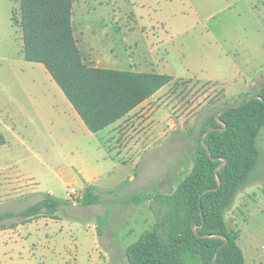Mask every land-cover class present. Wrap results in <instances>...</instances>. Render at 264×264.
I'll list each match as a JSON object with an SVG mask.
<instances>
[{
  "label": "rangeland",
  "instance_id": "rangeland-1",
  "mask_svg": "<svg viewBox=\"0 0 264 264\" xmlns=\"http://www.w3.org/2000/svg\"><path fill=\"white\" fill-rule=\"evenodd\" d=\"M18 6L0 0V213L24 209L46 192L67 199L66 184L82 189L84 175L103 178L95 185L99 204L71 201L56 220L41 217L20 229L9 225L16 219L0 221V264H126L124 250L160 212L154 201L126 199L141 190L172 191L191 167L209 110L264 85V0H73L83 63L173 76L98 133L42 64L23 58L12 20ZM256 146L257 167L224 213L226 225L240 230L245 264H255L251 255L264 264V126ZM97 215L108 220L99 225ZM183 260L201 264L191 252Z\"/></svg>",
  "mask_w": 264,
  "mask_h": 264
},
{
  "label": "trees",
  "instance_id": "trees-1",
  "mask_svg": "<svg viewBox=\"0 0 264 264\" xmlns=\"http://www.w3.org/2000/svg\"><path fill=\"white\" fill-rule=\"evenodd\" d=\"M17 1L19 19L13 16L12 20L21 32L23 58L44 66L90 132L124 118L172 81L169 74L83 63L72 29L73 0ZM251 96L255 97L248 100ZM231 104L215 106L202 119L191 167L172 191L141 190L126 199L133 205L151 200L160 208L152 228L124 250L126 264H185L183 256L188 252L198 255L201 264H212L216 252L214 264H244L240 230L226 225L224 213L259 162L256 138L264 126V85L241 94L237 106L220 112ZM217 114L222 122L217 121ZM210 128L214 130L207 132ZM203 134L209 154L202 144ZM261 190L264 195V183ZM100 193L97 186L87 184L74 201L83 207L96 205L101 202ZM68 204L72 202L46 192L24 209L1 212L0 221L16 219L9 224L14 226L38 216L56 218L60 207ZM96 218L101 225L108 215Z\"/></svg>",
  "mask_w": 264,
  "mask_h": 264
},
{
  "label": "crops",
  "instance_id": "crops-1",
  "mask_svg": "<svg viewBox=\"0 0 264 264\" xmlns=\"http://www.w3.org/2000/svg\"><path fill=\"white\" fill-rule=\"evenodd\" d=\"M72 29H73V27H72ZM73 34H74V32H73ZM74 37L76 38V36L74 35ZM76 41H77V39H76ZM77 43V46H78V41L76 42ZM79 48V47H78ZM80 50V49H79ZM81 52V51H80ZM29 62H31V61H29ZM33 63H38V62H33ZM39 64H41V63H39ZM44 67V66H43ZM68 101V100H67ZM70 104V103H69ZM139 106V105H138ZM72 107V106H71ZM136 108V107H135ZM134 108V109H135ZM73 109V108H72ZM133 109V110H134ZM74 110V109H73ZM75 111V110H74ZM76 113V112H75ZM77 114V113H76ZM78 116V115H77ZM80 118V117H79ZM121 120V119H120ZM120 120H118V121H116L115 123H117V122H119ZM82 121V120H81ZM115 123H113V124H111V125H109L108 127H110V126H112V125H114ZM84 124V123H83ZM108 127H106V128H104V129H107ZM103 129V130H104ZM100 131H102V130H100ZM96 133H98V132H96ZM122 151H126L125 149H122ZM79 172H81V171H79ZM83 188L82 189H76V187H75V182H70V183H67L66 184V187L67 188H69L68 186H73L78 192H81V193H83V189H84V187L87 185V184H93V185H96V184H98L100 181H101V179L103 178V174L102 175H99V174H97V173H90V174H87V175H84L83 177ZM67 190L68 189H66V191H65V197H66V192H67ZM48 193H51V192H48ZM41 217H49V216H38V217H36V218H33V219H31V220H29L28 222H25V223H28V224H30V223H32V222H34V221H37V220H39ZM49 218H51V219H53V220H56V218H52V217H49ZM25 223H23V224H25ZM23 224H21V223H18V224H16L15 225V229H20L21 227H22V225ZM93 230H94V228H93ZM252 257H254L255 258V264H257V258L254 256V255H251ZM244 264H245V258H244Z\"/></svg>",
  "mask_w": 264,
  "mask_h": 264
},
{
  "label": "water",
  "instance_id": "water-1",
  "mask_svg": "<svg viewBox=\"0 0 264 264\" xmlns=\"http://www.w3.org/2000/svg\"><path fill=\"white\" fill-rule=\"evenodd\" d=\"M252 97H255V96H251L250 98H248V100H250ZM237 105H238V104H231V105H229V106L223 108L220 112H223V111L229 109L230 107L237 106ZM218 114H219V113H218ZM218 114L216 115V119H217V121L222 122V121L218 118ZM224 128H225V127H224ZM212 130H214V128H210V129H208L207 132L212 131ZM207 132H206V133H207ZM204 135H205V134H203V135L201 136L202 144L206 147L207 154H209V149H208V147L206 146V143H205V141H204ZM224 162H225V159L222 160V162L217 166V168L220 167V166H222V164H223ZM217 168H216V169H217ZM218 183L220 184V179H219V177H218ZM207 236H208V235H207ZM225 242H226V239H225ZM225 242H224V243H225ZM224 243H223V244H224ZM223 244H222V245H223ZM222 245H221V246H222ZM221 246L218 248V250L221 248ZM218 250H217V251H218ZM216 256H217V252L215 253L214 261H213L212 264H214V262H215V260H216Z\"/></svg>",
  "mask_w": 264,
  "mask_h": 264
},
{
  "label": "built area",
  "instance_id": "built-area-1",
  "mask_svg": "<svg viewBox=\"0 0 264 264\" xmlns=\"http://www.w3.org/2000/svg\"><path fill=\"white\" fill-rule=\"evenodd\" d=\"M66 194L67 199L70 201H74L75 199L80 198L82 196V193L78 192L73 186H69Z\"/></svg>",
  "mask_w": 264,
  "mask_h": 264
}]
</instances>
